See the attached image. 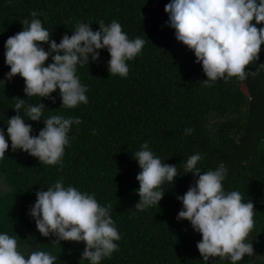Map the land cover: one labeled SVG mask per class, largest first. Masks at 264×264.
Segmentation results:
<instances>
[{"label":"trees","instance_id":"trees-1","mask_svg":"<svg viewBox=\"0 0 264 264\" xmlns=\"http://www.w3.org/2000/svg\"><path fill=\"white\" fill-rule=\"evenodd\" d=\"M169 2L0 0V80L4 81H0V128L6 132L8 118L16 115L17 98L34 104L41 99L46 108L42 118L59 114L82 121L71 126L69 136L74 139L56 165L13 151L8 141L9 149L0 159V232L15 236L19 251H49L57 257L55 264H89L81 260L84 242L51 244L55 237L42 236L28 214L35 193L62 180L66 187L94 194L99 204L110 207L121 238L115 241L118 250L100 264H203L196 247L201 234L188 220L176 219L182 209L176 196L197 179L185 174L184 164L190 155L200 153L197 167L214 170L222 163L228 169L225 190L239 191L245 202L250 199L254 204V225L246 238L253 254L237 264H264V44L259 59L245 66V71L258 69L256 76L218 78L209 86L203 83L207 77L194 52L178 42L175 30L166 25L164 6ZM32 10L40 13L37 18L57 43L64 34L71 36L78 22L89 23L96 31L100 22L107 25L115 20L130 39L140 37L145 45L127 61L126 77L110 75L106 49L99 50L98 61L77 66L76 75L87 86V104L61 107L58 89L51 94L55 103L26 97L22 77L5 78L10 68L5 64L4 44L22 31L24 18L32 19ZM41 46L48 48L47 43ZM51 62L49 58L45 66ZM26 123L33 127L31 135L44 127L43 121ZM145 141L162 162L176 165L178 176L173 184L166 181L160 186L165 194L159 205L137 211L140 168L133 154ZM210 260L230 264L226 258Z\"/></svg>","mask_w":264,"mask_h":264},{"label":"clouds","instance_id":"clouds-1","mask_svg":"<svg viewBox=\"0 0 264 264\" xmlns=\"http://www.w3.org/2000/svg\"><path fill=\"white\" fill-rule=\"evenodd\" d=\"M164 11L168 14L166 25L175 30V39L192 50L195 62L202 65L207 77L203 83L211 86L218 78L235 76L244 80L258 74V69L245 71V66L259 59L264 44V26L257 27L264 25V0H170ZM39 15L32 10V19L21 21L22 31L5 41V64L10 68L5 78L11 81L19 75L24 80L26 97L49 98L53 103L56 98L51 94L58 89L64 108L88 103L87 86L76 75L78 65L89 64L90 59L98 61L99 50L106 49L110 54V75L126 77L127 61L140 54L145 45L140 37L130 39L115 20L107 25L100 22L96 31L91 24L78 22L71 36L64 34L57 43L50 39L51 34L37 18ZM42 42L48 44L47 50ZM49 58L52 62L45 66ZM13 109L16 115L8 118L6 132L0 128V159L9 149L10 140L13 151L26 152L40 163H60L66 146L74 139L69 136L71 126L82 123L80 118L59 114L42 118L46 108L41 99L34 104L17 98ZM28 120L43 121L44 127L37 135H31L33 127L26 123ZM185 131L191 133V129ZM133 159L140 168L136 176L139 187L135 190L139 201L135 208L143 211L159 205L165 194L160 186L166 181L173 184L178 173L176 165L162 162L153 153L148 141L133 154ZM201 160L202 155L195 153L184 164L185 174L191 173L197 179L183 195L176 196L182 204L176 219L188 220L192 229L201 234L196 247L203 264H216L210 260L215 257L237 264L245 255L253 254L252 243L246 242V238L254 225V204L250 199L245 202L239 191L225 190L227 167L221 163L214 170L202 171L197 167ZM35 196L28 214L42 236L55 237L51 244L84 242L81 260L86 259L89 264H100L118 250L115 241L121 237L110 207L99 204L94 194L71 185L66 187L62 180H57ZM56 260L45 250L25 254L18 250L15 236L0 232V264H55Z\"/></svg>","mask_w":264,"mask_h":264},{"label":"rangeland","instance_id":"rangeland-1","mask_svg":"<svg viewBox=\"0 0 264 264\" xmlns=\"http://www.w3.org/2000/svg\"><path fill=\"white\" fill-rule=\"evenodd\" d=\"M255 257V255H253V258Z\"/></svg>","mask_w":264,"mask_h":264}]
</instances>
